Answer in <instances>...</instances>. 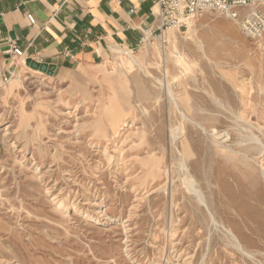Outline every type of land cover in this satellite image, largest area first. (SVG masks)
I'll return each mask as SVG.
<instances>
[{
    "label": "rangeland",
    "instance_id": "rangeland-1",
    "mask_svg": "<svg viewBox=\"0 0 264 264\" xmlns=\"http://www.w3.org/2000/svg\"><path fill=\"white\" fill-rule=\"evenodd\" d=\"M128 54L0 49V264H264V38L205 12Z\"/></svg>",
    "mask_w": 264,
    "mask_h": 264
},
{
    "label": "crops",
    "instance_id": "crops-1",
    "mask_svg": "<svg viewBox=\"0 0 264 264\" xmlns=\"http://www.w3.org/2000/svg\"><path fill=\"white\" fill-rule=\"evenodd\" d=\"M154 10V0H0V49L15 43L28 63L59 77L118 50L134 62L131 52L160 36Z\"/></svg>",
    "mask_w": 264,
    "mask_h": 264
},
{
    "label": "built area",
    "instance_id": "built-area-1",
    "mask_svg": "<svg viewBox=\"0 0 264 264\" xmlns=\"http://www.w3.org/2000/svg\"><path fill=\"white\" fill-rule=\"evenodd\" d=\"M154 9L161 35L171 29L187 30L205 12H214L234 22L246 39L259 42L264 38V0H154ZM27 21L34 24L30 15ZM4 53L26 60L15 43Z\"/></svg>",
    "mask_w": 264,
    "mask_h": 264
},
{
    "label": "bare ground",
    "instance_id": "bare-ground-1",
    "mask_svg": "<svg viewBox=\"0 0 264 264\" xmlns=\"http://www.w3.org/2000/svg\"><path fill=\"white\" fill-rule=\"evenodd\" d=\"M163 39V37H162ZM121 54H125V50H119ZM23 60V59H22ZM167 91H168V94L172 97V90L169 86H167ZM183 134V133H182ZM181 134V135H182ZM178 135V134H177ZM217 136V135H216ZM182 137V136H181ZM224 137V136H223ZM173 140H176V134L173 136L172 138ZM221 140V139H220ZM188 146V145H187ZM186 145L183 147V150L182 153L180 154L182 156V162L180 163L181 164V168L183 169V184L184 186L186 187L187 191L196 199V201L198 202L199 205L203 206L206 210H207V213L210 215L211 214V207L209 206L208 204V201H207V198L204 194L203 191L201 190H198L196 187H192L191 186V182H192V178L193 176L191 175L190 171L188 170V167L186 165V159L188 158V155H187V152H189V149ZM180 162V161H179ZM180 168V169H181ZM182 171V170H181ZM169 173V172H168ZM182 175V172L180 173ZM178 174V175H180ZM167 175V174H166ZM169 177V176H168ZM196 205V204H195ZM200 206V207H201ZM231 233V234H230ZM230 236L231 238L233 239V241L236 242L237 246L240 248V249H243L239 239L237 236H235V234H233L232 232H230Z\"/></svg>",
    "mask_w": 264,
    "mask_h": 264
}]
</instances>
